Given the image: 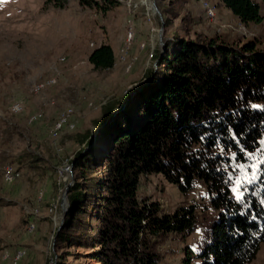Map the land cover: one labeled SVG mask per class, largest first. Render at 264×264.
<instances>
[{
  "label": "rangeland",
  "instance_id": "rangeland-1",
  "mask_svg": "<svg viewBox=\"0 0 264 264\" xmlns=\"http://www.w3.org/2000/svg\"><path fill=\"white\" fill-rule=\"evenodd\" d=\"M118 2L107 13L78 0L64 9L44 0L0 3V264H97L91 250L57 241L75 183L72 161L89 150L83 137L97 142L105 107H125L144 89L166 41L214 40L236 51L252 43L264 52V20L243 24L222 0ZM102 45L113 48L115 66L97 71L89 56ZM138 198L162 215L197 206L191 235L151 238L161 264H183L218 216L203 183L184 194L163 175H145ZM250 264H264V245Z\"/></svg>",
  "mask_w": 264,
  "mask_h": 264
},
{
  "label": "trees",
  "instance_id": "trees-1",
  "mask_svg": "<svg viewBox=\"0 0 264 264\" xmlns=\"http://www.w3.org/2000/svg\"><path fill=\"white\" fill-rule=\"evenodd\" d=\"M118 1L78 0L102 13ZM222 2L243 24L264 20L254 0ZM158 61L125 107H105L95 145L90 133L83 137L89 150L72 161L75 183L57 241L91 250L97 264H161L151 238L189 236L200 223L197 206L162 215L156 204L140 203L141 177L156 174L184 194L203 183L218 212L183 264H250L264 245V52L252 43L236 51L214 40L178 39L166 41ZM89 63L97 71L114 68L113 48L95 49Z\"/></svg>",
  "mask_w": 264,
  "mask_h": 264
},
{
  "label": "snow or ice",
  "instance_id": "snow-or-ice-1",
  "mask_svg": "<svg viewBox=\"0 0 264 264\" xmlns=\"http://www.w3.org/2000/svg\"><path fill=\"white\" fill-rule=\"evenodd\" d=\"M0 3H7V0H0ZM252 178L253 179L257 178L255 172L253 173V177ZM233 191H234V193H238V195H237V199L238 200H242L243 199V193L240 192L239 187L234 188Z\"/></svg>",
  "mask_w": 264,
  "mask_h": 264
},
{
  "label": "crops",
  "instance_id": "crops-1",
  "mask_svg": "<svg viewBox=\"0 0 264 264\" xmlns=\"http://www.w3.org/2000/svg\"><path fill=\"white\" fill-rule=\"evenodd\" d=\"M4 215V214H3ZM3 219V216L1 217V214H0V220Z\"/></svg>",
  "mask_w": 264,
  "mask_h": 264
},
{
  "label": "water",
  "instance_id": "water-1",
  "mask_svg": "<svg viewBox=\"0 0 264 264\" xmlns=\"http://www.w3.org/2000/svg\"><path fill=\"white\" fill-rule=\"evenodd\" d=\"M67 210H65V212H66Z\"/></svg>",
  "mask_w": 264,
  "mask_h": 264
},
{
  "label": "built area",
  "instance_id": "built-area-1",
  "mask_svg": "<svg viewBox=\"0 0 264 264\" xmlns=\"http://www.w3.org/2000/svg\"><path fill=\"white\" fill-rule=\"evenodd\" d=\"M11 177V176H10Z\"/></svg>",
  "mask_w": 264,
  "mask_h": 264
}]
</instances>
